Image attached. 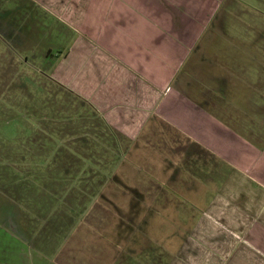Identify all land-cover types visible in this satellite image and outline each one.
<instances>
[{
	"label": "crops",
	"instance_id": "1",
	"mask_svg": "<svg viewBox=\"0 0 264 264\" xmlns=\"http://www.w3.org/2000/svg\"><path fill=\"white\" fill-rule=\"evenodd\" d=\"M27 1L26 21L40 13L37 30L56 23L57 56L39 51L84 130L87 152L62 154L101 161L45 171L19 156L23 167L6 174L25 178L14 192L0 188V264H264V27L246 18L255 9L236 0ZM17 29L0 24V35L17 41ZM30 175L75 188L77 204L62 203L89 217L88 237L70 233L75 215H45V200L21 196L38 180ZM39 225L58 233L41 244Z\"/></svg>",
	"mask_w": 264,
	"mask_h": 264
},
{
	"label": "rangeland",
	"instance_id": "2",
	"mask_svg": "<svg viewBox=\"0 0 264 264\" xmlns=\"http://www.w3.org/2000/svg\"><path fill=\"white\" fill-rule=\"evenodd\" d=\"M236 1H240L237 9L242 8L238 6L245 5L247 9L250 5L255 9L253 13L255 20L246 17L251 19V25H262L264 27V0ZM236 1L234 4L237 3ZM26 6L31 7L27 0H0V14H4L0 15V24L2 26L11 24L14 28H18L17 30L24 31L17 41L13 40L10 43L0 35V188L5 193L14 192L13 189L9 191V187L15 185L14 189L16 190L17 186H20L18 184L22 182L21 179L25 178V176L11 178L6 174V170L12 171L13 166L23 167V159L19 156H27V162H32L30 166L34 169L42 168L45 171L55 166L65 168L79 166L92 169L95 162L101 161L99 158H93V161L81 160L77 162L71 156L62 154V152H72L70 149L66 150L68 147L81 148L87 152L88 149L84 147L86 144L77 139V135L84 134V130L78 125L81 122L76 118L78 111L72 108L71 103L65 101L62 96L60 97V93L48 80L47 67L48 65L51 66L53 61L46 59L43 53L50 50L51 54L57 56L59 49H61L60 43L62 41L58 37L60 33L56 30V23L50 21L49 25V22L46 21V25L50 26L53 32L37 30L40 28V13H33L34 10L32 9L28 12L30 20L26 21L28 16L27 11L25 12L24 9ZM231 11L229 10L226 15L225 22H228V30L230 29L228 32L234 33L235 30L233 29H236L237 16H235L232 7ZM31 16L34 17L35 24L33 23L30 27L27 22L32 20ZM24 25H27L26 28H31V30L26 31L29 35L26 41ZM260 37L261 34H258V38ZM35 38L39 43L42 41L41 45L43 44L45 48L42 46L40 48L36 47ZM62 38L66 40L67 36ZM39 50H42L43 53ZM101 146L105 148V144ZM88 152V154L91 153ZM103 169L102 167L100 170ZM29 178L38 180L35 183H29L27 187L22 186L19 188L21 196L23 198L27 197L34 204L45 200L46 205L42 207L45 215L53 216L58 211V214H60L61 209L64 210L66 215H75V224H67L71 228L70 233L74 238L75 236L81 238V236L86 235L89 217H87L86 223L81 222L82 219L79 217L84 214V211L80 209L81 207L76 210L75 208L65 207L63 204L65 201L77 204L74 198L71 197L75 188L72 190L66 189L61 182L51 181L49 178L47 179V185L41 184L46 183L41 175L34 177L30 175ZM71 178L68 180L70 181ZM100 178L103 182L102 185H104V175L102 177L99 175L97 181ZM96 190H105V186L96 185ZM92 201L88 202L92 204ZM57 203L60 204V207ZM56 206L60 209L55 210ZM60 221L64 226L65 222ZM41 227V225H39V228L36 227L37 234L44 231ZM68 227L65 226L66 229ZM57 233L58 230L57 232L53 231L52 236L47 237V230H45L40 235L41 244H44ZM72 242L74 243V239Z\"/></svg>",
	"mask_w": 264,
	"mask_h": 264
}]
</instances>
